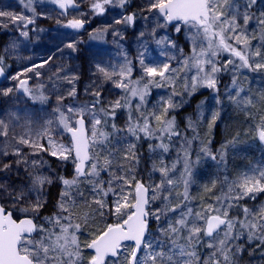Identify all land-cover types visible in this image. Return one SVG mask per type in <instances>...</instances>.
Instances as JSON below:
<instances>
[{
	"label": "snow or ice",
	"instance_id": "obj_1",
	"mask_svg": "<svg viewBox=\"0 0 264 264\" xmlns=\"http://www.w3.org/2000/svg\"><path fill=\"white\" fill-rule=\"evenodd\" d=\"M59 8L65 10L76 8V0H52ZM118 3L123 7L126 0H94L91 4L92 10L101 14L105 11V5ZM256 0H246L241 5L240 0H149L148 12L158 13V19L162 18L163 23H157L156 28H166L175 22V30L181 31L182 26L188 29V39L191 43V53L181 61V67L172 68L169 63L150 66L145 63V53L139 55L140 66L144 76L148 77L147 83L141 86L140 80H132L131 61L125 57V63L120 66L119 71L115 68L109 70L103 65L97 64L96 71L102 75L104 80L112 81L116 88H120L131 97H139L141 103L144 102L149 85L162 87L164 84H175V80L180 73H185V91L191 95L198 87L215 89L217 85L216 73L228 70L229 66H234L235 70L247 68L251 71L264 70V57L260 49L252 50L251 40L256 36L249 35L247 26L254 19L248 11ZM32 0H27L26 7L31 8ZM244 7L243 13L240 9ZM0 26L7 27L9 23L27 28L28 24L34 23V18L23 14L0 11ZM242 18L243 24L239 23ZM134 21V15H128L121 20H116L117 24ZM83 20H68L65 27L80 29L83 27ZM260 26V37L264 39V13H261L257 21ZM156 28L152 34L155 37ZM118 33H114L117 35ZM21 35L27 37L28 32L22 31ZM141 36L145 33L141 32ZM167 42L171 47L175 44L167 37L156 39L157 45H164ZM68 48L75 51V44H67ZM221 53H228L227 59L222 66L217 65L215 58ZM165 54V53H162ZM253 58H261L254 60ZM175 59V57H169ZM3 58L0 57V63ZM51 60V57H49ZM239 60V64H236ZM48 63V61H44ZM37 65L34 67H42ZM33 68L26 69L27 72ZM195 70L191 75L189 84L187 73ZM3 74V67H0V75ZM18 74L13 79H18L17 89H22L24 94L30 96L34 101L46 102L47 97L43 94L37 96L27 87L26 79H19ZM39 76L40 73L36 72ZM119 77V79H114ZM159 77V80L156 78ZM69 83L73 84L68 96L75 97L76 89L74 86L75 76L64 77ZM161 82H164L163 84ZM235 83V79L233 80ZM13 92L12 88L2 90V94L7 96ZM179 93L173 92V95ZM239 91L237 96H239ZM97 99L91 108L83 106L81 108L67 107V113H71L76 119L73 123L70 116L66 115L59 107L64 100L63 96L57 98L58 107L54 109L59 115L57 117L59 125L71 134V145L67 146L58 143L52 137V120L46 121V127L38 136L48 139L45 147L37 140L21 136L17 143L27 145L40 151H48L50 155L60 159H69L74 153L75 175L72 179L61 177L64 189L60 193V200L57 203L58 213L45 217L47 226L38 225L34 222V217L27 213H39L45 207L43 199L44 187L51 184L49 177L39 173H30L31 184L27 191L9 192L8 196L13 201V206L18 207L21 213H25L23 218H15L14 213L5 206L0 205V264H82L83 254L82 245L78 238V233L82 228L81 223H74L72 220V208L76 207L73 192H77L80 197L84 196L79 192L80 184L91 185L92 199L84 200V204L91 209L85 212L84 222L87 223L91 214L105 216L104 209L115 217V222L107 224L102 230H97L93 239L83 247L93 250L87 264H238V255L243 250V246L235 243L244 235L249 242L258 240L260 245H264V205L259 208H249L239 205V201L245 197L255 199V194L264 192V168H254L250 172H243L227 183V191H222L220 195L214 197L213 204H207L201 209L190 207V197L188 192V176L191 175V167L185 150V173L184 191L176 192L175 202L173 191L176 181L170 176L171 169L160 162V166L154 165L153 170L159 171L161 180L156 184H145L137 180L134 175H130L131 169L122 175H117L113 170V152L111 151V137L121 131H126L130 136L140 138V134L149 139L155 138L160 143L154 147L167 152L169 144L164 140H171L173 136H178L174 117H169L171 109L178 107L169 98L163 101L161 112L140 113L135 119L131 112L126 129H118L112 125V132H108L99 127L102 123L107 125V120L98 118L93 111L95 105L100 104V92H94ZM233 101L236 97H231ZM264 100V96H261ZM117 100L109 105L108 109L101 108L100 111L107 116H115V109L128 107V101ZM251 105V99L244 101ZM91 112L93 123L91 129L85 125V115ZM218 113H214L212 121L215 122ZM156 121L157 126L152 125V120ZM261 123L256 126V137L264 143V116H261ZM189 127H194L191 123ZM211 128V125H209ZM0 135H8V125L0 120ZM191 144V141H188ZM136 145L129 144L125 150L124 159H137L135 152ZM153 148L152 145L149 146ZM205 154H209L205 147L201 149ZM131 154V155H129ZM3 156L9 153L4 151ZM12 155L21 157L16 161L17 164L27 163L20 149H14ZM215 159V156L212 157ZM37 162L33 161V165ZM174 167V166H173ZM11 165L3 163L0 172L9 170ZM122 165H117V171ZM109 173L107 181L101 178V173ZM107 185V186H106ZM215 187L213 181L211 188H206V192H211ZM0 190L7 191L3 184ZM35 193V199H30ZM112 195L115 199L111 207L106 197ZM159 200L161 206L150 210V204ZM92 204L97 207L92 208ZM240 207L243 216L233 217L230 212L233 208ZM150 219H154L157 224L159 236L153 237L150 231ZM125 241H132L130 253ZM207 249L205 256L200 252Z\"/></svg>",
	"mask_w": 264,
	"mask_h": 264
},
{
	"label": "rangeland",
	"instance_id": "obj_2",
	"mask_svg": "<svg viewBox=\"0 0 264 264\" xmlns=\"http://www.w3.org/2000/svg\"><path fill=\"white\" fill-rule=\"evenodd\" d=\"M93 2L94 0H76L78 7L68 8L66 14H62L65 10L59 8L52 0L42 4L39 1L33 2L31 8L35 10L34 13L25 6L26 3H22V0H0V11L23 14L34 18V23L28 24L27 28L22 25L17 27L9 23L5 28L16 32H14V36H7V38L23 43L27 39L34 41L37 45L36 49L39 51L37 55H32V60L28 62V65H24L20 61L22 60L21 56H24L23 47H20L15 55L11 43L8 49L2 52L4 55L3 61H7L12 67L10 69L7 68L9 75L0 84V120L8 125V135H0V167H2L3 163L11 165V168L7 170L11 179L0 177V184H3L7 189V191L0 190V202L3 206L16 210L19 215L25 214L21 213L18 207L13 206V201L9 198L8 193H15L22 189L27 191L31 184L30 173H39L51 179L49 172L41 169L43 161L41 156L52 155L48 151H40L17 143L21 136L26 139L31 137L47 147L48 139L37 134L42 132L44 127L47 126L46 121L52 120V137L58 143L67 146L71 145L67 132L59 125L57 119L59 114L54 111L58 107L57 98L59 96L64 97L59 107L66 115L71 117L73 123L76 117L72 116L71 113H67V107L81 108L88 106L91 108L92 105L85 103L82 99L89 96L96 97L94 92L97 91L100 92L101 107L95 108L93 111L102 121L104 120L103 118L107 119V117L104 116L100 109H108L109 105L117 100H121L123 103V98L127 99L128 106L132 108L131 111L136 112L137 105H140V111L144 110L146 114L152 112L158 114L157 109L159 107L162 108V102L167 101L169 98L174 104L178 105V107L170 110L169 113H171L177 112L183 107L181 97L195 95L202 97L195 105L193 113L183 115L184 131L179 132L178 136H173L171 140H164L165 143L169 144V150L163 152V150L155 148L154 146L160 143V140L152 138V141H155L152 145L153 148H148L144 153L146 173L142 174L140 169L133 174L137 180H141L145 184L159 183L161 180L160 172L154 171L153 168L154 165L159 167L160 162L163 161V165L171 169L169 176L176 181L175 190L173 191L174 202L176 192L184 191L182 173H185V150L187 151V158L191 167V175L188 176V192L192 199L189 206L194 209H201L207 204H213L215 196L220 195L222 191H227L226 178L231 181L240 173L250 172L254 168H264V143L258 141L255 131L256 126L261 123V116H264V106L261 105L264 102L261 99V96H264V70L251 71L247 68H242L237 71L234 66H229L228 70L216 73L217 85L215 89L201 86L195 92H192L191 95L184 88L185 73H180L174 85L164 84L162 87L149 85L144 102L141 103L139 97H131L122 89L116 88L112 81L104 80L102 75L97 73L96 65L100 64L109 70L115 68L116 71H119L120 66L125 63V57H127L131 61V79L140 80L141 77H144L141 81L142 86L147 83L148 77L144 76L140 66V53H145V63L150 66L169 63L172 68H179L184 57L191 53L192 46L187 38L188 29L182 26L181 31L177 32L175 24L166 28H156L157 23H163V19H158V13L147 11L149 0H126L123 7L119 6L118 3L105 5V11L101 14H97L92 10L91 4ZM240 3L244 5L246 0H240ZM240 11L243 13L244 7H241ZM248 11L253 15L254 19L249 22L247 32L250 36H256V39L251 40L252 50L259 48L262 57H264V39H261L259 35L261 29L257 23L261 13H264V0H256V3ZM130 13L134 15L132 24H117L115 22ZM2 19L0 18V20ZM71 19L83 20V27L80 29L65 27L68 20ZM44 21L49 24L46 25ZM239 23L243 24L242 18ZM153 28H156L155 37L152 34ZM22 31L28 32L27 37L21 35ZM141 32L145 33V35L141 36ZM114 33L118 34L114 35ZM162 37H167L168 40H171L175 47H171L167 42L164 45H157L155 40ZM69 43L75 44V51L67 47ZM78 45L82 47L77 48ZM49 57H51V60H49ZM169 57H175V59H169ZM229 58L228 53H221L215 59L217 65L222 66ZM253 59L260 60L261 58ZM44 61H48V63H44ZM236 64H239V60H236ZM37 65L43 66L34 67ZM28 68H33L34 70L27 72L26 69ZM36 72H39L40 75L37 76ZM18 74H21L19 79L27 80V87L35 95L43 94L46 96V102L34 101L30 96L25 95L22 89H17L16 86L19 80L13 79V77ZM193 74H195V70L187 73L189 84L191 83L190 77ZM72 76L76 77L74 86L79 99L68 96L73 84H69L64 77L71 78ZM114 79H119V77H114ZM156 79L159 80V77ZM234 79L235 83H233ZM161 83L163 84L164 82ZM7 88H12L13 92L5 96L2 94V90ZM174 91L179 94L173 95ZM238 91L240 93L239 96H237ZM233 96L236 97L235 101L231 99ZM247 99H251L253 103L251 105L245 104L244 101ZM122 108L125 107L115 109V116L111 117L115 118L116 111L122 110ZM214 113H218L215 122L212 121ZM235 114L241 118L240 128L224 136L222 133L225 127L224 118L227 119ZM119 115L118 118L123 117L121 112ZM254 116L259 117V119H254ZM169 117H172V115H169ZM84 119L90 132L93 123L91 112L86 114ZM209 122H211L213 127H219L222 137L215 140L214 128L209 127ZM114 123L116 125L115 121ZM126 123V120H121L119 126L116 127L122 130L126 129ZM190 123L194 127H189ZM153 126L155 127V125ZM99 127L104 130L103 123ZM124 132L121 131L118 134L122 135ZM189 140L191 144H188ZM205 147L208 149L209 154H205L201 150ZM17 148L20 149L23 157L26 158V164L16 163L18 159H21V157L12 155L13 150ZM4 151H7L9 155L3 156L2 153ZM213 156H215V159H212ZM52 157L61 162L68 161V159H60L57 156ZM33 161L37 163L33 165ZM25 171H27L29 177L18 188ZM102 174L105 176L103 177ZM185 175L187 174L185 173ZM101 178L107 181L109 173L102 172ZM213 181H215V187L212 188L210 196H202L206 188L212 187ZM196 185H198V191L194 194ZM35 196L36 194L32 193L30 199L34 200ZM43 199L46 200L44 192ZM106 199L109 207H111L115 197L109 195ZM244 201L253 203L247 206L249 208H259L264 205V192L256 193L255 199L245 197L239 201V204ZM160 206L161 202L157 200L151 202L149 207L150 210H154ZM103 211L105 213L108 212L105 214V216L107 215L106 220H111L108 222H115V217L108 209ZM55 213L58 212L56 211L53 214ZM30 214L33 213H27V215ZM230 215L242 217L243 213L239 215L238 207H235L231 210ZM150 223H153L154 227L150 231L155 238L159 236L157 224L154 219H150ZM40 224L47 226L45 217L41 219ZM77 235L79 238V233ZM83 243L86 245L85 242ZM235 243L243 246V250L237 258L238 264H264V245L258 247V240L249 242L247 236L244 235ZM81 245L82 264H84L83 261H87L88 254L87 248L83 247V244ZM125 245L128 246V252L130 253L132 246ZM207 252V249H203L200 255L203 257ZM90 254L93 255L91 252Z\"/></svg>",
	"mask_w": 264,
	"mask_h": 264
},
{
	"label": "trees",
	"instance_id": "obj_3",
	"mask_svg": "<svg viewBox=\"0 0 264 264\" xmlns=\"http://www.w3.org/2000/svg\"><path fill=\"white\" fill-rule=\"evenodd\" d=\"M39 1L41 4L42 3H47L48 0H36V1H32L33 2H37ZM22 3H27V0H22ZM44 23L46 25H48L49 23L44 21ZM29 29H33V28H29ZM16 31H11L9 29H6L3 26H0V57L3 58V51H6L8 49L9 44L12 43V49L14 51V54L16 55V51L19 50L20 47H23V54L24 56H21L20 60L24 65H28V62H31L32 60V55H37L39 53V51L36 49L37 45L34 41H30L29 39H27V41H25V43L23 42H19V41H13L9 40L7 38V36H14ZM82 46L78 45L77 48H81ZM27 48V49H26ZM19 58V57H18ZM6 62V63H5ZM11 62V61H10ZM12 63V62H11ZM3 66L5 65L6 68L10 69L12 68L11 65H9L7 63V61H3L1 63ZM15 66V65H14ZM183 100V107L177 111V112H171L169 113V115H172V117L175 118V123H176V129L178 132H183L184 128H183V121H182V117L184 114L187 113H193L195 111V105L199 102V100L202 98L199 95H195V96H191V97H181ZM75 99H79V96L76 94ZM96 97L93 96H89V97H84L82 99V101H84L85 103L89 104V105H93L94 101L96 100ZM262 106H264V102L261 103ZM101 107V103L95 105V108H99ZM94 108V109H95ZM131 106L122 108V110L116 111V117L112 118L111 116H107L106 118H103L104 120H107V125H104V130L108 131V132H112V124H115L114 121L116 122V126H119V123L121 120H126L128 124L129 121V113L131 112L133 118L135 119L137 116H139V112L138 111H131ZM162 108H158V114L161 112ZM143 112H145L144 110H141ZM122 113V118H118L119 113ZM146 113V112H145ZM254 119H259V117L254 116ZM113 119V120H112ZM240 120L241 118H239V116L237 114L228 117L227 119L224 118V128H223V135L227 136V134H229L230 132H235L236 129L240 128ZM153 125L156 126V121L153 119L152 120ZM208 125H211V122H209ZM211 127H213L211 125ZM214 130V135H215V140H217L218 138L222 137L221 136V131L219 130L218 126L213 127ZM111 144H110V148L111 151L113 152V170L116 171L117 175H122L124 174L126 171H128L129 169H131V173L130 175H133L136 171L138 170H142V174L146 173V161L144 159L145 157V150H147L148 148H150V145H153L155 141H152V139H149L147 137H145L143 135V133L140 134V138L136 139V137L130 136L126 131L122 134H116L115 138L111 137ZM167 141V140H166ZM259 141V140H258ZM260 142V141H259ZM135 144V152H136V157L137 159H128L125 160L124 159V153L125 150L127 149L128 145L127 144ZM127 145V146H126ZM131 155V154H129ZM42 158V167L41 169L45 172H49V176H51V184H47L44 187V193L46 196V200H45V207H43L39 213H33L30 214L29 216L34 217L36 223L38 225H40L41 223V219L43 217L46 216H50L51 214H53L54 212H59V209L57 208V203L60 200V193L61 191L64 189V185L61 182V177L65 178V179H72L73 176L75 175L73 172V166H74V161L72 159V157H70L68 159L67 162H61L57 159H55L52 156H48V155H43L41 156ZM117 165H122V168H120L118 171L117 169ZM102 176L104 177L105 175L102 174ZM0 177H4L5 179H11L10 174L7 170L0 172ZM28 173L27 171H25L23 173V177L20 180V183L17 179H15V181H18V188H20L26 181L28 178ZM197 186L196 185V191L194 192L197 193ZM199 188V187H198ZM79 192H83L84 196L80 197L78 195L77 192H73V197L75 199V203H76V207L72 208V212H73V216H72V220L74 223L78 222L82 224V228L79 232V241L81 242V244L85 245L83 242H85L86 244L88 242L91 241V239H93L94 234L97 232V230H102L107 224L111 223L108 221L111 220H106V216L104 217H100L98 214H91L89 216V219L87 221V223L84 222L83 219V215L85 212H91V209H89L85 204H84V200H88L91 201L92 199V192H91V185L89 184H80L79 185ZM211 192H203V195L206 196H210ZM205 196V197H206ZM250 203L248 201H244L239 205L242 206H248ZM92 208H96L97 206L95 204H92L91 206ZM241 208L238 207V213L239 215H241ZM13 213L15 216L17 217H24L25 214L19 215L16 210H13ZM108 212H106L105 214H107ZM153 223H150V230L153 228ZM87 254H88V258L91 256L90 252L87 250ZM88 260V259H87ZM84 264H87V261H83Z\"/></svg>",
	"mask_w": 264,
	"mask_h": 264
},
{
	"label": "water",
	"instance_id": "obj_4",
	"mask_svg": "<svg viewBox=\"0 0 264 264\" xmlns=\"http://www.w3.org/2000/svg\"><path fill=\"white\" fill-rule=\"evenodd\" d=\"M132 24V23H131ZM175 24V22H173L172 24H169L168 26H172V25H174ZM0 67H2L1 65H0ZM6 77H7V74H6V72L4 71V69H3V74L2 75H0V84L6 79ZM85 125H86V127H87V123H86V120H85ZM67 134H68V136H69V138H70V141H71V134L70 133H68L67 132ZM73 158H74V153H73ZM74 172H75V167H74ZM0 205H2L1 204V202H0ZM133 243L134 242H132V241H125L124 242V244H132L133 245ZM91 250V249H90ZM92 252H93V250H91Z\"/></svg>",
	"mask_w": 264,
	"mask_h": 264
}]
</instances>
